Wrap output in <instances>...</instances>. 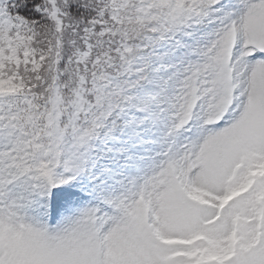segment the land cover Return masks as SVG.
Segmentation results:
<instances>
[{
    "label": "snow or ice",
    "instance_id": "snow-or-ice-1",
    "mask_svg": "<svg viewBox=\"0 0 264 264\" xmlns=\"http://www.w3.org/2000/svg\"><path fill=\"white\" fill-rule=\"evenodd\" d=\"M0 264H264V0H0Z\"/></svg>",
    "mask_w": 264,
    "mask_h": 264
}]
</instances>
